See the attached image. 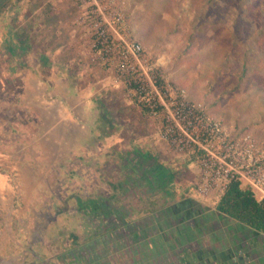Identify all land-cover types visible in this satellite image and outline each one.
Returning <instances> with one entry per match:
<instances>
[{
    "label": "rangeland",
    "instance_id": "obj_1",
    "mask_svg": "<svg viewBox=\"0 0 264 264\" xmlns=\"http://www.w3.org/2000/svg\"><path fill=\"white\" fill-rule=\"evenodd\" d=\"M63 2L75 19L81 15L78 0ZM52 3L57 2L11 0L10 8L35 10ZM234 4L236 0H125V14L132 35L157 63L159 81L184 88L192 102L202 103L210 117L233 133H250L264 143V25L252 23L253 16L236 25L240 14ZM244 5L239 3V9ZM17 12L10 14L18 19ZM70 25L61 30L32 28L28 37L32 41L36 33H42L40 47L44 49L40 50L45 53L53 52L58 41L65 48L70 36L75 39L78 32L90 40L86 28L80 26L75 32ZM14 34L24 37L26 33L16 28ZM84 46L87 49V43ZM4 62L0 56L1 70ZM43 67L47 75L50 62ZM104 72L103 84L111 95L95 99L97 94L92 93L88 99L91 113L78 109L81 120L76 126H55L54 112L36 104V91L26 93L28 111L34 117L28 118L24 111L14 116L0 109V153L5 149L9 153L6 159L0 156V173L9 175L11 182L0 190V264H173L180 261L184 249L230 245L233 222L222 217L209 219L196 232L186 231L185 238L179 234L185 230L175 234L176 228L172 236L167 230L154 234L151 223L164 206L194 200L209 214L216 205L192 197L198 168L169 141L159 138L161 119L148 116L128 88L116 82L112 70L104 67ZM17 77L10 79L12 96L20 92ZM86 87L79 86L81 90ZM3 92L0 87V99ZM14 119L31 120L17 138L8 127ZM21 146L25 147L22 151ZM135 150L168 168L173 179L166 188L173 198L155 191L132 167ZM86 199L107 204L110 214L91 213ZM143 227L150 228L141 232ZM94 251L101 254L92 261Z\"/></svg>",
    "mask_w": 264,
    "mask_h": 264
},
{
    "label": "built area",
    "instance_id": "obj_2",
    "mask_svg": "<svg viewBox=\"0 0 264 264\" xmlns=\"http://www.w3.org/2000/svg\"><path fill=\"white\" fill-rule=\"evenodd\" d=\"M89 35L92 61L113 71L150 117L161 119L159 138L198 168L192 197L217 205L231 180L264 200V143L233 133L192 102L182 87L159 81L157 63L132 35L125 0H78Z\"/></svg>",
    "mask_w": 264,
    "mask_h": 264
},
{
    "label": "crops",
    "instance_id": "obj_3",
    "mask_svg": "<svg viewBox=\"0 0 264 264\" xmlns=\"http://www.w3.org/2000/svg\"><path fill=\"white\" fill-rule=\"evenodd\" d=\"M55 2L57 3H52L50 6L46 7L40 5L36 7L35 10H30L27 7H19V10L16 6L10 8L11 0H3L0 4V18H2L1 23L3 24V26H1L3 30L0 31V56H2L5 61V67L3 70L0 69V74L2 75L0 78V87L4 90L2 93V99H0V109H6L8 114L10 113L14 116L20 115V112L24 111L25 113L27 112L26 115L28 118L32 116L34 117L33 113L28 111V106L30 104L29 101H27L26 93L36 91L34 95L36 104L39 103L37 105H45V108L54 112L55 126L57 125L59 128L61 126L65 128L67 126L71 127L79 124L78 122L81 119L77 114L78 109H81L83 113L86 114L91 113V100L88 99L91 97L92 93L93 95L97 94L95 99L101 94L105 95V98L109 97L108 95L111 94H107L108 87L103 84L106 80V72H104V68L91 62L92 52L90 49V40L87 38L88 36L84 34L82 35L78 32L75 34V39H73V36H70V34L67 33L68 37L70 36L72 38L68 39L65 48L59 47L61 43L58 41L57 45L53 44V52L46 53L42 52L44 48L40 47V45L43 46L42 43H44L42 33L39 34L37 31L38 33L35 34V39L32 41L31 37H28V30L32 28L43 30L51 27L61 30L62 27L68 29L69 23H71L70 26H72L71 28H73L75 32H77V29H79L80 26L86 28L84 22L79 20V18L81 19V15L77 16V18L79 17L77 20V18H74L75 13L72 14V11L70 12V7L64 6L62 0H55ZM10 11H14L15 13L20 11L18 19L17 17L13 18L15 16L11 15ZM74 21H76L77 24H75ZM16 28H19L22 34L26 33L25 36L22 37L21 35H18L16 37L14 34ZM83 36H86L87 40L86 38L82 39ZM27 39H29V42ZM85 43H87V49L84 46ZM39 51L42 53L40 54ZM28 52H32L30 57L35 58H29ZM28 59H31V64L28 63ZM42 59H44L45 63L50 62L51 69L48 70L47 75L43 69L45 63L43 64ZM30 66H32V68H30ZM17 76H19L18 80L20 85L18 89L20 92H18L16 96H12L10 79L18 78ZM90 79H92V81ZM81 83H83V86H81ZM79 86L87 87L84 90H81ZM113 90L114 89H111V91ZM12 99H14V101ZM127 105L129 106V104ZM11 109L14 110L10 111ZM30 124L31 120L23 121L14 119L10 120V125H8V127L11 134L17 138L19 136L18 131H25ZM37 124L38 122L36 123V126ZM4 126L5 124L3 127ZM13 129L17 130L18 134H14L12 132L14 131ZM33 129L35 130L36 127ZM135 133L139 137L140 133ZM20 137L30 138L26 135L24 137L20 135ZM16 138H13L12 140L16 141ZM34 139L38 140V137L36 136ZM54 139L55 141L60 140V138ZM97 139L100 140V137H97L96 140ZM82 140H85V138ZM33 141V139L30 140V142ZM4 144H7L6 141ZM82 146L85 145L82 144ZM24 148L25 147L21 146L20 150L22 151ZM5 150L1 151L2 153H0V156L6 159L8 156L7 154L9 153L4 152ZM0 165L3 166L1 163ZM12 171L13 169L9 172ZM16 172L21 171L17 170ZM9 181V175L6 173H0V190L5 187H10L11 182ZM171 181L168 183V186L172 185ZM231 230L232 234L230 235L229 248H232L231 243L235 242L236 237L244 240L248 239L249 231L242 230L239 224L233 222ZM222 249L223 248H215L214 250L219 251ZM244 249V254H246L245 256L248 258L246 261L238 262V264H264V238H261L257 245L252 247L248 245L245 246Z\"/></svg>",
    "mask_w": 264,
    "mask_h": 264
},
{
    "label": "trees",
    "instance_id": "obj_4",
    "mask_svg": "<svg viewBox=\"0 0 264 264\" xmlns=\"http://www.w3.org/2000/svg\"><path fill=\"white\" fill-rule=\"evenodd\" d=\"M219 1L224 2V0ZM2 2L3 0H0V4ZM243 2L245 5L239 9V3ZM234 5L240 14V17H237L235 20L236 25L240 22L245 23L246 20L249 21L250 16L254 17L251 21L252 23L254 21V23L264 25V0H236V4ZM151 159L153 161H150ZM132 161L133 163L130 161L128 163H131L132 167L140 173L145 183L152 186L155 191L160 190L162 194L173 198V195L166 188L168 183L173 179L168 168L138 150H135ZM87 201L86 205L91 213L94 212L104 217L110 214L107 204L102 202L98 204L86 199ZM79 205L80 209L84 208V204L80 200ZM120 216L123 217V214H120ZM216 217L232 220L239 224L242 230H248V239L244 240L236 237L235 242L231 243L232 248L227 246L219 251L214 249L208 250L206 248L184 249L180 251V261L176 260L173 264H238V262L246 261L248 257L244 254V247L248 245L251 247L255 246L261 238H264V200L257 201L248 188L240 187L239 183L235 180H231L228 183L225 193L215 206L213 212L205 214L194 200H180L169 206H164L157 213L151 225L154 226L153 229L157 232L154 233L155 235L166 233L165 230H167V233L172 236L174 235L173 230L176 228L175 234H177V230H185V233L179 232L180 238H185L188 236L187 232H196L199 228L202 229L205 223H209V219ZM163 225L167 226L162 228ZM149 228L143 227V229L139 230L141 232L148 231ZM136 237L138 236L136 235ZM176 240L178 242L179 238H176ZM96 253L98 255H95ZM100 254L98 251L92 252L90 254L94 255L91 257L92 261H95Z\"/></svg>",
    "mask_w": 264,
    "mask_h": 264
}]
</instances>
